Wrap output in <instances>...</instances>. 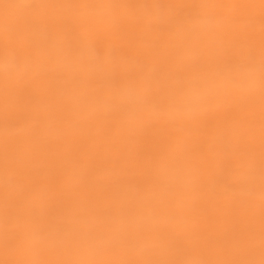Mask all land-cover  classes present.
I'll list each match as a JSON object with an SVG mask.
<instances>
[{
	"label": "bare ground",
	"instance_id": "1",
	"mask_svg": "<svg viewBox=\"0 0 264 264\" xmlns=\"http://www.w3.org/2000/svg\"><path fill=\"white\" fill-rule=\"evenodd\" d=\"M8 1L0 264H261L259 0H33L24 12ZM215 171L245 180L239 209H255L226 218L206 198Z\"/></svg>",
	"mask_w": 264,
	"mask_h": 264
},
{
	"label": "rangeland",
	"instance_id": "2",
	"mask_svg": "<svg viewBox=\"0 0 264 264\" xmlns=\"http://www.w3.org/2000/svg\"><path fill=\"white\" fill-rule=\"evenodd\" d=\"M248 1L250 2L252 0H248ZM32 2H33V0L30 2H29V0H9L7 5L9 6V11H11V8H12L14 10H20L21 12L22 11L24 12V10H27V11L33 10ZM256 2L258 3L257 8L261 10L259 15L257 16V18H259L260 16H263V18H264V2H261V0H259V2L258 1H256ZM4 14H6L5 11H4ZM244 18L248 21L249 16H244ZM242 22H244V20H242L241 23ZM245 33H248V32H245ZM259 35H262V33ZM246 40H248V39L246 38ZM245 97H248V96H245ZM166 98H167V96L163 97V99H166ZM245 101H247V100H245ZM248 104H249V112L248 113L251 114L253 112V109L256 107L257 103L255 102V103H251V104L248 103ZM246 111H248V107H246V108L241 107L239 110H237V114L242 117L243 113ZM247 114H245V115H247ZM114 162L117 165L121 164L119 158H115ZM260 162H264V158L260 159ZM106 164L109 167L110 166V160H107ZM251 164H253L254 166L257 165V167L255 169L256 170V176H258V174H261L259 171L258 165H262L263 163H259V162L257 163L256 158H255L249 164L248 168H250ZM212 176H213V178H212L209 185H212L215 189L210 191L211 193H209V195H207L206 198L212 199V200L217 199L220 202L219 204L226 206L227 210H228L225 213L226 218H234L238 214L243 213V212L248 214L251 210L255 209V208H249V209H246L243 211H240V209H239V207L243 203H245V199L247 198V195H248L243 190V188L245 186V184H243V183H246L245 180L237 181L236 178H234V174L232 176L231 174L224 173L221 171L220 172L219 171L213 172ZM259 177L261 179L264 178L261 176H259ZM262 186L264 188V185H262ZM260 200H262V199H259L258 203L260 202ZM26 202L28 203V200H26ZM31 206H33V205L31 204ZM262 214L263 213H259L257 216H255V218L261 219ZM260 223L261 224L263 223L262 219L260 220ZM249 231L252 232L253 229H250ZM260 241H261V239L259 240V242ZM3 248H5L3 250H7V247H5V245ZM137 250L139 251V253H138V258H139L138 261L139 262H148L151 259V258L149 259V251L146 249L144 244L137 245ZM260 252L263 254V259H262L261 264H264V246L261 248ZM1 253L2 252H0V263L1 262L6 263L7 260H5L4 258L1 257ZM25 254H27V253H25ZM25 254L19 255L17 258H15L16 261L18 260V258L19 259L23 258L25 256ZM223 256L224 255L221 253L213 254L211 256V261L213 263H218L222 260ZM122 258L124 261L131 262L133 260V255L132 254L129 255L127 253V257H125V253H124L122 255ZM112 264H114V263H112Z\"/></svg>",
	"mask_w": 264,
	"mask_h": 264
}]
</instances>
